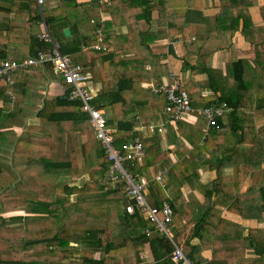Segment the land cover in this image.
Masks as SVG:
<instances>
[{
  "label": "crops",
  "instance_id": "1",
  "mask_svg": "<svg viewBox=\"0 0 264 264\" xmlns=\"http://www.w3.org/2000/svg\"><path fill=\"white\" fill-rule=\"evenodd\" d=\"M70 1L46 0L44 7V13L54 11L59 17L52 24L59 41H71L75 35L91 40L94 37V22H104L105 39L107 35L110 36L118 46H121L122 41H133L136 38L140 42L143 39L141 31H138L142 23L141 10L149 5L155 15L154 21H150V39L147 44L151 48H165L159 54L163 65L160 69L161 80H167L170 71H174L181 78L182 84L185 82L186 86L197 88L193 97L212 92L205 74L191 77L189 68L180 69L179 61L175 63V60L182 59L187 54V44L195 41V36L181 33L168 35V26L188 20L194 24L207 23L210 36L216 37L215 18H218L223 8L235 5V1L203 0L201 4H207V7L201 10L188 7L195 3L192 0H74L75 2L69 3ZM248 1L245 0V3ZM252 1L253 5L249 7L252 23L264 26L261 13L264 0ZM245 3H240V6ZM162 8L161 15H158ZM168 8L170 17L166 13ZM219 19L231 21L232 15L224 14ZM239 23L240 28L233 34L230 30L225 33L229 47L217 49L211 58L212 66L221 68L224 73L233 61L241 57L237 50L250 48V43L245 40L241 30L242 21ZM48 27L51 32V25ZM65 28L70 29L69 36L65 35ZM42 31L43 23L37 0H0V56L21 61L34 55L44 45L39 39ZM136 33L138 36L134 38L132 34ZM85 54L90 55L84 51L83 55ZM145 67L153 73L151 63H146ZM85 68L91 72L89 66L86 65ZM155 84L152 79L139 85L151 88ZM91 86L98 93L103 88V82L92 79ZM1 87L4 91H0V248L5 250L0 252V263L3 258L12 262L11 231L14 229L28 230L33 234H72L79 230L103 228V224L100 226L99 222L102 223L110 214L104 208L96 209L93 213L89 209L102 195L86 189L78 192L88 182V174L78 175L46 167L47 162L61 160V155H66L65 152L61 153L59 147L60 133H45L40 113L46 100L64 95L68 90L62 78L50 65L33 66L16 73L12 86L2 84ZM192 103L195 108L204 107L193 101ZM163 110L164 108L158 117L155 112L149 111L140 118L139 129L148 139L155 138L147 146L141 165L147 164L142 173L147 175L150 183L157 182L154 175L159 169H167L166 186L163 188L171 202L176 200L179 203V211L174 209V216L180 217V230L173 232L171 227L173 241L184 251L189 249L187 240L192 245L198 244L197 254L203 264H264V148H252L253 143L247 134L246 141L239 142L238 148L233 147L240 136L235 133L228 138L223 133L211 134L213 128L208 129L206 118L198 112L189 115L186 120L174 123L168 121ZM107 115H110L109 111ZM148 118H151L150 123ZM153 123L163 126V130L151 132L149 126ZM259 123L264 124V115L260 117ZM111 126L116 128V125ZM210 137L212 138L206 148L204 143ZM74 138L80 144L88 143V136L79 131L74 133ZM150 150L153 152L147 156V151L149 153ZM96 153L93 148H86L83 160L91 162L96 158ZM68 157L70 162L73 159V164L78 158L75 151H70ZM105 182L106 180L103 184ZM113 189L115 188L112 186L109 190ZM105 190H108L107 185ZM148 197L155 203L150 191ZM124 206L122 202L121 209L111 214L118 224L113 227L118 231L116 245L121 244L126 231ZM211 215L217 228L208 224L203 237H193L196 221L202 216ZM174 228L177 230L176 226ZM213 231L218 243H214ZM154 234L156 232L149 236ZM215 247L220 249L219 258L211 261ZM55 248L63 250L65 255L60 254L55 259L51 257L53 264H90L86 255L90 253L92 246L87 242L71 239L67 245ZM102 249L94 250L92 259L98 260ZM129 249L130 252L125 255H105V264L155 262L149 241L139 245L138 249L135 246H129ZM46 258H41L38 253L36 262L46 264Z\"/></svg>",
  "mask_w": 264,
  "mask_h": 264
},
{
  "label": "trees",
  "instance_id": "2",
  "mask_svg": "<svg viewBox=\"0 0 264 264\" xmlns=\"http://www.w3.org/2000/svg\"><path fill=\"white\" fill-rule=\"evenodd\" d=\"M170 1L180 2L181 0ZM201 1L203 0H192L195 3L190 4L188 7H196L199 10L207 7V4H201ZM233 1H235V5L223 8L218 18H215L216 37L210 36L211 31L207 23L194 24L191 20L181 24H170L168 26V35L172 36L181 33L185 36L194 35L196 38L191 44H187V54L182 59L175 60V63L179 61L180 69L181 67L185 69L189 68L191 77L202 74L207 76L208 85L212 92L206 95L193 97L192 94L197 88L186 86L185 82L182 84V87L188 91L191 100L196 105L209 106L220 104L226 108L227 112L219 117L218 124L212 127L211 131L213 133L211 134L223 133L229 138L237 133L238 137L240 136V140L235 141L233 145L235 148H238L237 144L239 142L247 140L245 135L247 134L248 139L253 143L252 148H264V124L260 125L259 123L260 117L264 115V26H257L252 23L253 21L249 12V7L253 5L252 0H249L248 3H245V0H230V2ZM73 2L75 1L71 0L69 3ZM240 3L245 4L240 6ZM163 9L158 12V15H161ZM141 11L140 18L142 19V23L138 31H141L143 39H140L139 42L136 38L138 33L132 34L136 39H132L133 41H122L120 43L121 46H118L119 44L115 43L107 35L105 43L108 48L102 50H83L82 45L97 42V28L101 27L103 32H106L104 22L100 24L94 22V37L91 40L75 35L71 41L63 42L59 41V37L56 35L54 26L52 25L59 17L54 14V11H45L46 21L48 25H51L52 35L60 42L61 51L71 55L76 62L82 63L83 66H89L91 68L92 79L103 82V88L98 91L93 104L104 111L109 125H116V131L114 132L116 146H121L123 143L139 137L143 141L145 148H147L155 138L148 139L144 132L139 129L141 126L140 118L146 116L149 111L155 112L154 114L158 117L159 112L167 103L165 95L155 93L149 87L140 86L141 83L152 79L155 80L156 86L162 81L160 69L163 65L160 63L161 57L159 54L161 50L165 49L151 48L147 44L150 39V21H154L155 14L154 11L149 9V5L144 6ZM51 13L53 14L50 15ZM166 13L170 17L169 8ZM261 13L264 19V7L261 8ZM224 14L232 15V20L224 22L219 19ZM240 20L242 21V33L245 40L250 43V48L248 50H237L241 57L233 61L227 67L226 73H224L221 68L212 66L211 58L217 49L229 47L225 33L228 30L231 31V34L237 31L240 28ZM205 25L208 27H204ZM45 47L46 45L44 44L39 49ZM84 51L90 53V55H83ZM3 59L8 58L0 56V61ZM99 60L100 63H98ZM146 63H151L152 67H154L152 74L146 69ZM2 84L8 86L5 79L0 78V87ZM1 88L0 91H4V88ZM144 100L146 102H138ZM80 106V101L69 99V89L66 90L64 95L46 100L40 112L42 127L45 128V133H56V131L60 133L59 147L62 154L66 153V155H61V160L47 162L46 167L50 170L62 169L63 172L89 175L88 182L78 192L86 189L94 191L93 193L96 195H102L96 201L97 204L95 203L89 209H91L92 213L96 209L101 210L104 208L103 210H109L110 214L107 216V219L102 223L99 222L100 226L103 224V228L89 229L90 231L79 230L72 234H65L64 232L33 234L28 230L14 229L11 231L12 262L2 257L3 259L0 264H38L36 262L38 253L41 258L47 257L45 260L46 264H53L55 256L59 257L60 254L65 255L62 252L63 250L55 247L67 245L71 239L83 243L87 242L92 246L93 251L90 250V253L86 255V258L90 259V264H105V255L114 253L125 255V253L130 252L129 246H135L138 249L139 245L147 241L150 242L154 252L155 262L153 264H175L171 259V253L175 248L172 240L159 232H156L153 236H149L146 233V229L153 228V224L146 219L145 213L138 206L135 207L133 214L127 213L124 208V227L126 231H124L125 233L122 236L121 244L116 245L115 240L118 237V231H115L113 227L118 224L116 223V218H113L115 216L111 214L121 209L122 202H124V205L127 203L125 184L122 181L114 184H107L106 182L103 184L107 177L110 160L96 138L88 113L82 111ZM106 111H109L110 115H107ZM147 120L150 123L151 118ZM51 125L52 127L54 125L55 128L49 127ZM76 131L88 136L87 144H80L75 140L74 133ZM211 138H208L204 143L206 148H208L207 144ZM86 148H93L97 151L96 158L91 162L83 160ZM70 151L77 153L78 161L76 159L75 164H73V159L71 162L69 161L70 158L68 156ZM151 152L153 151L150 150L149 153L147 151V156ZM125 164L137 173H142L143 167L147 168L146 163L143 166L141 165L142 162L139 161H135L134 163L129 161L125 162ZM106 185L108 186V190H105ZM112 186L115 188L113 189L115 191L109 190ZM149 191L150 195L154 197V205H160L167 198L164 188L158 182H151L148 188V195ZM171 204L173 209L179 211L178 201L173 200ZM80 207L81 204L79 203ZM212 219L213 215L202 216L200 220H197L193 227L192 236L203 237L206 225L208 224L217 228V224H213ZM179 220L180 217L174 216L170 224L173 232L180 230ZM175 226L177 230L174 228ZM211 233L214 236V243H218L219 241L216 239L214 231ZM186 244L189 245V249L185 250V253L197 264H203L197 254L199 249L198 244L192 245L190 240H187ZM52 246L54 248H51ZM98 249H102V255L98 260H94L92 259L94 250ZM4 250L5 248H0V252H4ZM218 250L220 251L218 247H215L214 257L211 261H216L219 258Z\"/></svg>",
  "mask_w": 264,
  "mask_h": 264
},
{
  "label": "built area",
  "instance_id": "3",
  "mask_svg": "<svg viewBox=\"0 0 264 264\" xmlns=\"http://www.w3.org/2000/svg\"><path fill=\"white\" fill-rule=\"evenodd\" d=\"M46 0H37L40 15L42 17L43 31L39 39L46 47L39 49L34 55L18 61L14 59H3L0 61V78L5 79L9 86L14 84V75L20 70H27L33 66L50 65L52 70L59 75L69 89V99L81 102L80 109L89 115V120L95 132L96 138L102 146L106 156L110 160L107 171L106 183L114 184L122 181L125 184L127 203L126 212L133 214L135 207L138 206L145 213L146 219L152 224L153 228H147L148 235L152 232H159L168 236L175 248L171 253V259L175 264H197L177 245L172 238L170 224L174 218V209L171 201L165 198L160 205H154L148 197V188L150 181L145 173H137L126 166L125 162H142L146 155V148L143 141L136 137L131 141L116 146L114 141V132L116 128L109 125L104 111L93 104L97 91L91 86L92 74L81 63L76 62L71 55L61 51L60 42L54 38L47 25L44 7ZM97 42L94 44H83L82 48L92 50L107 49L105 35L102 28H97ZM181 78L170 71L169 78L152 85L155 93L165 95L167 103L163 114L167 116L168 121L179 122L186 120L193 113L198 112L207 120L208 129L218 124V119L227 112L224 105L212 104L201 108H195L191 96L186 89L182 87ZM13 96V93L9 91ZM151 132L156 129L161 131L163 126L157 124L150 125ZM166 168L159 169L154 175L162 187H165Z\"/></svg>",
  "mask_w": 264,
  "mask_h": 264
},
{
  "label": "water",
  "instance_id": "4",
  "mask_svg": "<svg viewBox=\"0 0 264 264\" xmlns=\"http://www.w3.org/2000/svg\"><path fill=\"white\" fill-rule=\"evenodd\" d=\"M64 33H65L66 36H69L71 34V31H70L69 28H65L64 29Z\"/></svg>",
  "mask_w": 264,
  "mask_h": 264
}]
</instances>
